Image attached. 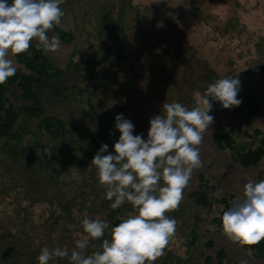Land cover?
Returning a JSON list of instances; mask_svg holds the SVG:
<instances>
[{"label":"rangeland","instance_id":"1","mask_svg":"<svg viewBox=\"0 0 264 264\" xmlns=\"http://www.w3.org/2000/svg\"><path fill=\"white\" fill-rule=\"evenodd\" d=\"M61 8L65 14L58 26L72 40H60L56 52L41 47L53 68L62 71L59 94L35 90L44 112L62 119L68 133L53 139L36 128L35 119L21 128L25 119L19 117L14 127L21 133L18 143L0 138V264H38L45 246L71 253L86 235L85 212L111 227L134 213L128 202L113 210L95 169L88 170L103 144L115 154L120 136L115 117L123 114L134 124L133 134L146 140L149 121L164 114V103L192 108L196 94L203 95L214 76L238 78L237 98L253 96L259 108L242 116L234 107L212 102L214 122L199 146L203 166L194 169L179 208L167 213L177 221L176 232L154 264H214L219 249L226 252L222 264H264V257H253L213 221L221 204L204 207L190 196L197 174L215 186L213 197H232V202L243 200L247 182L264 180V158L242 167L211 138L219 127H239L250 135L235 132V145L255 148L260 136L254 130L264 134V0H64ZM8 58L28 72L15 56ZM19 93L15 85L6 92L16 108L29 103ZM53 146L64 149L55 153ZM14 148L20 153L12 154ZM44 148L52 151L50 158ZM109 231L90 242L89 255L101 250ZM207 241L213 245L206 246ZM50 264L70 261L55 258Z\"/></svg>","mask_w":264,"mask_h":264},{"label":"clouds","instance_id":"2","mask_svg":"<svg viewBox=\"0 0 264 264\" xmlns=\"http://www.w3.org/2000/svg\"><path fill=\"white\" fill-rule=\"evenodd\" d=\"M63 3L0 0V85L17 71L9 54L27 53L34 39L37 48L45 52L60 49L59 36L49 38L47 33L61 23ZM239 90V79L226 77L209 84L203 95L197 93L192 108L179 102L164 103V114L149 121L146 140L134 135V124L118 114L115 127L120 136L113 146L115 154L108 153V145L103 144L88 170L95 169L113 210L128 202L134 213L111 227L85 212L81 224L86 235L76 240L75 249L69 253L66 248L45 246L38 264H50L55 258H67L70 264H154L176 232L177 221L167 213L179 208L194 169L203 166L199 146L214 122L209 115L212 102H219L224 109L239 106ZM42 153L48 158L53 154L49 148ZM243 196L223 212L221 228L232 242L251 248L264 241V180L247 182ZM106 230H110V238L102 239L101 250L89 255L90 242L103 238Z\"/></svg>","mask_w":264,"mask_h":264},{"label":"trees","instance_id":"3","mask_svg":"<svg viewBox=\"0 0 264 264\" xmlns=\"http://www.w3.org/2000/svg\"><path fill=\"white\" fill-rule=\"evenodd\" d=\"M10 2V0H9ZM62 41H71L73 36L69 31H65L59 26H54L51 29ZM17 61L24 65L28 72H23L17 69L14 76L10 77L7 82L0 85V138H5L6 143H10V139H15V142L19 140L21 133L15 131L14 127L19 119L23 117L25 120L20 126L24 129L23 125L28 126V122L31 119H35V126L41 132H44L50 138L65 137L68 133L65 122L55 115H49L44 112L42 107L40 96L36 92V88H47L53 94H59V77L62 71L54 69L50 64L49 60L45 57L41 48H37V44H31L30 49L27 53H23L15 56ZM207 69V68H206ZM214 81L217 80L214 76ZM15 85L19 90L20 96L29 101L28 104L21 105L20 107H14L9 98L6 95L8 87ZM207 87V86H206ZM242 103L236 108L242 116L254 115L259 108L256 99L253 96H246ZM246 108V109H245ZM235 132L242 133L243 135L249 136L250 134L246 130H241L239 127H230L225 129L219 127L212 133V141L218 149H229L232 152V157L242 167H251L259 163L264 158V134L256 129L254 130L255 136H260L259 143L255 148H238L234 143L233 134ZM16 147V146H15ZM63 146H53L52 150L57 153L63 150ZM21 151V150H20ZM17 148H14L12 154L20 153ZM16 158V156H14ZM197 188L190 193L193 201L199 205L210 208L214 202L222 205L218 216L213 218V221L221 227V217L224 211L228 210L232 201L227 196L220 198L213 197V192L216 190L215 186L204 177L203 174H197ZM206 246L211 247L213 243L207 241ZM243 249L249 250L253 257L259 259L264 257V241H261L258 245L252 246H241ZM215 263L222 264L226 258V252L223 249L216 251ZM208 262H211V257L206 256Z\"/></svg>","mask_w":264,"mask_h":264}]
</instances>
